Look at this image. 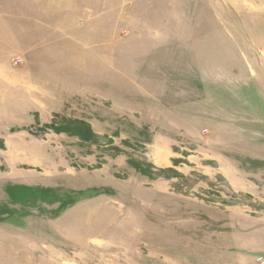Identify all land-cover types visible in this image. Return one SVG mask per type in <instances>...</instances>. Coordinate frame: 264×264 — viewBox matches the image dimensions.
I'll use <instances>...</instances> for the list:
<instances>
[{"label":"rangeland","instance_id":"rangeland-1","mask_svg":"<svg viewBox=\"0 0 264 264\" xmlns=\"http://www.w3.org/2000/svg\"><path fill=\"white\" fill-rule=\"evenodd\" d=\"M260 257L264 0H0V264Z\"/></svg>","mask_w":264,"mask_h":264},{"label":"built area","instance_id":"built-area-1","mask_svg":"<svg viewBox=\"0 0 264 264\" xmlns=\"http://www.w3.org/2000/svg\"><path fill=\"white\" fill-rule=\"evenodd\" d=\"M258 262H259L260 264H263V263H264L263 260H262V257H260V258L258 259Z\"/></svg>","mask_w":264,"mask_h":264},{"label":"crops","instance_id":"crops-1","mask_svg":"<svg viewBox=\"0 0 264 264\" xmlns=\"http://www.w3.org/2000/svg\"><path fill=\"white\" fill-rule=\"evenodd\" d=\"M27 146V145H26ZM26 146H24L23 148H26ZM18 176V175H17ZM18 178V177H17ZM20 178V177H19ZM27 179V176L23 175V180L25 181Z\"/></svg>","mask_w":264,"mask_h":264},{"label":"trees","instance_id":"trees-1","mask_svg":"<svg viewBox=\"0 0 264 264\" xmlns=\"http://www.w3.org/2000/svg\"><path fill=\"white\" fill-rule=\"evenodd\" d=\"M64 131H66L67 133H70V130H64Z\"/></svg>","mask_w":264,"mask_h":264}]
</instances>
